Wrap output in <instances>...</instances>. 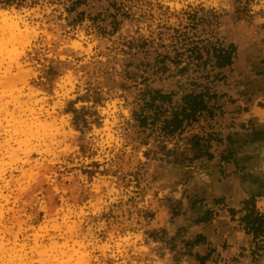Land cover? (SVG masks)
I'll return each mask as SVG.
<instances>
[{"label": "rangeland", "instance_id": "374dc122", "mask_svg": "<svg viewBox=\"0 0 264 264\" xmlns=\"http://www.w3.org/2000/svg\"><path fill=\"white\" fill-rule=\"evenodd\" d=\"M0 264H264V0H0Z\"/></svg>", "mask_w": 264, "mask_h": 264}, {"label": "trees", "instance_id": "16d2710c", "mask_svg": "<svg viewBox=\"0 0 264 264\" xmlns=\"http://www.w3.org/2000/svg\"><path fill=\"white\" fill-rule=\"evenodd\" d=\"M226 64L230 65L231 64V55H229L228 59L226 60ZM195 111L192 112L194 114Z\"/></svg>", "mask_w": 264, "mask_h": 264}]
</instances>
